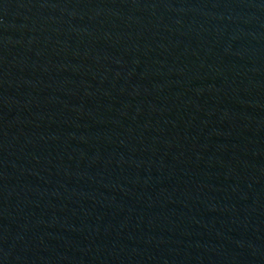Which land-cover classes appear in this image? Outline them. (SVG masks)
Listing matches in <instances>:
<instances>
[{
    "label": "water",
    "instance_id": "1",
    "mask_svg": "<svg viewBox=\"0 0 264 264\" xmlns=\"http://www.w3.org/2000/svg\"><path fill=\"white\" fill-rule=\"evenodd\" d=\"M0 264H264V0H0Z\"/></svg>",
    "mask_w": 264,
    "mask_h": 264
}]
</instances>
